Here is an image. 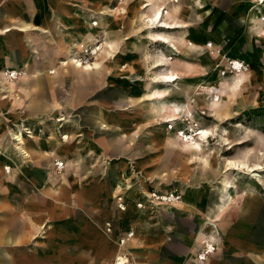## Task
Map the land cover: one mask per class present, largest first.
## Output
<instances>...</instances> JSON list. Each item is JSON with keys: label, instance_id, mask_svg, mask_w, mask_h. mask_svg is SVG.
Segmentation results:
<instances>
[{"label": "rangeland", "instance_id": "obj_1", "mask_svg": "<svg viewBox=\"0 0 264 264\" xmlns=\"http://www.w3.org/2000/svg\"><path fill=\"white\" fill-rule=\"evenodd\" d=\"M59 1L69 6L78 15L71 18L72 22L78 25L81 21H84L85 29L92 31L96 39L92 43H88L86 40L79 42L77 50H75L76 59L82 64L95 62L96 55L92 54V48L94 45L97 47L101 46L97 60L99 61V70L101 72L98 74L96 73L97 70H91L97 67L98 63H94L91 69H87L90 70L88 72L79 70L81 68H75L70 62L67 63L68 59L61 63L68 45L72 43L74 38L63 43L56 41L48 43L55 48H57L58 44L63 47L61 53L57 54L55 69L48 71L47 75L57 78V81L62 77L65 79L66 83L62 85L58 94L66 97L69 102H72V105L59 108L57 107L59 101L53 100L52 104L54 106L52 105L53 107L50 110L33 113L29 110L27 97V95L34 93V89L27 85L29 79H32V74L27 73L24 75V72L29 63L40 59L39 55L36 51L31 50L30 45L32 44L30 42L17 40V36L13 34L17 33L15 29H9L3 34L0 33V49L5 54H9L10 57L14 55L15 60L20 55V59H18L20 62L17 64L13 59V66L7 68L6 72L2 74L3 79L6 81L5 83L8 85L13 83L19 96L15 100L8 98L9 95L5 91L2 93L1 97L3 99H0V149H5L9 141L11 146L13 145L17 149L18 143L11 137L13 132L15 135L21 134L24 144L28 147L33 146L38 148L40 152H48L50 154L44 158L37 156L26 161L22 160L19 161V164L18 160H16L14 168L19 170L22 176L21 181L27 182V172L34 173V176L38 178L40 177L38 174L42 173V171H47L51 179H55L56 176L65 174L64 161L67 160L69 163L72 162L71 164H74L73 167L68 169L66 174L68 185H66V190L68 193L81 192L84 187H87L86 191L89 189L98 190L101 185L98 186L97 178L107 177L108 175L107 169H103L100 164L102 150L97 145L102 133L100 130L90 129L86 121L89 118L90 111L104 110L106 112L107 110H114L115 112L113 113L116 114V119L125 121L128 129L140 131L135 134V142L137 141L138 143L147 131L149 133L152 131L153 134L162 139L165 147L155 151L148 160L150 163L163 161L164 164L168 165L170 174L172 173L171 180L168 181L167 179V184L164 183L163 186H160L161 188L165 190L172 188L180 194L181 188L189 189L190 191H206L207 194H205L207 196L201 195L199 202L201 204H210L215 195L213 189L222 177L226 179L228 188L233 187L235 191L243 196L250 193L255 195L254 205L248 207L245 214L229 210L224 218L225 220L216 223L219 232L218 246L207 256L206 263L209 264L213 257L222 256L225 259L232 260L233 264L240 262L264 264V39H259L258 36L252 35L250 25H246L245 13L249 0H179L182 11L177 16V20H182L181 23H183L185 20L182 18L184 17L189 20L190 24L188 25L190 26L185 27L187 22H184V25L179 27L181 24L178 23V26L174 25L177 27L165 29L163 32L178 38V36H182L183 30L175 29L185 27V39L186 41L189 40L190 44L187 41L186 44L188 46L185 44V47L178 48L180 56H176L173 53L174 49L169 44V46H166L167 43L154 39L153 36L148 34L147 23L142 20L141 14L149 8L140 11L138 3L141 0H138L137 4L134 3L138 9L136 10V19L138 20L131 25V28L124 25L123 18L125 13L122 12L127 8V4L132 3L133 0ZM152 2L157 1L152 0ZM101 3L111 5L114 8V11L108 15L109 17L104 16L106 21L112 23L111 20L115 17V22L116 24L118 23L116 30L121 34V37L124 36L125 30L128 32L125 37L117 42L115 53L109 48L108 41L104 39L105 32L99 26V20L95 19L98 14L97 11L102 6ZM134 5L132 4L128 9L135 7ZM122 8L124 9L123 11ZM128 9L127 12H129ZM148 13L150 14L151 12L148 11ZM203 19L206 20L203 21ZM141 26L143 29H140ZM152 30L154 33H158L161 29L155 27ZM101 35L103 36L101 37ZM191 42L195 44L204 43V46L201 50L197 49L194 54H188L187 48L192 46ZM209 45H212L211 49L208 47ZM105 47L110 51V56L104 53L107 52ZM164 55L167 62H170L171 59L182 60L181 58L185 57L191 60V63L202 67L201 83L197 84L193 88V93L189 94V103H187V100H180V102H173L176 105H172L166 104L167 102L163 99H155L153 97L152 91L154 92L156 88L152 85L153 77L161 71L164 72V66L167 64L152 68V60L159 59ZM111 56L113 57L111 58ZM232 62H237L240 67L238 69H230ZM24 64L26 67H24ZM3 67L4 65H0V69H3ZM82 68L86 69V67ZM243 74H245L246 79L242 77ZM217 77L223 79L224 85L214 83L213 79ZM187 82L190 85L195 81L179 80L174 84L186 89ZM156 83L158 84V89L162 90L161 83ZM139 85L143 92V98L146 96L144 98L145 101L143 100L141 104L133 105L129 97L132 96ZM213 85L216 87L215 90L211 88ZM120 92L125 94V98L119 101L116 98H118V93ZM181 93L183 96H187L185 91ZM5 95L8 96L4 98ZM179 95V93L170 92L166 95V98L176 99ZM114 99H116V104L112 101ZM212 99H214V102ZM75 101L79 102V104L74 105L73 102ZM215 101L219 102L220 105L215 106ZM98 103L100 106H97ZM213 103L214 105H212ZM187 108L191 110H189L190 114L188 116L185 114L182 118L180 113L184 115L183 111ZM154 112L158 116L163 115L160 119L162 123H159V120H152ZM168 114H175L177 120L168 121L170 119L167 116ZM131 116L133 119L129 118ZM171 123H175V126L171 125ZM171 126L173 127L171 128ZM201 130L211 131L210 135L202 139L198 133ZM182 132L187 137L189 136L187 141L181 140L180 134ZM154 137L152 136L147 140L156 139ZM90 142L97 151L88 152L86 155V150L90 149L87 143ZM194 143H198L199 148H201L198 153L204 152L199 156H203L205 159L203 157L199 159L210 163L212 177L199 174L191 164L185 162L184 157L176 150L182 149L194 152L195 150L192 148ZM11 148L9 147V149ZM20 154L23 155L21 152ZM132 160V162H137L138 159ZM1 161L2 159H0ZM127 162L130 163L131 161ZM33 163L38 165H33ZM58 163H62L63 168H59L57 166ZM9 165H11V162H9ZM131 170H133L131 173L134 174L135 168ZM177 170L180 172L179 176L176 175L178 173ZM141 174L137 173L134 179L137 177L142 179L143 176ZM128 178L130 177L123 179L126 181ZM184 178H190L193 182L197 179V184H189L188 180L184 182ZM129 180L134 183L131 178ZM154 181L156 182V179H153L152 182L154 183ZM117 185H113L115 186L113 191L115 193L123 189L121 184ZM203 185L208 186L203 188ZM111 187H103L104 199L101 201L99 208L103 214H109L112 217V224L114 222L115 225L118 223L117 230L119 233L115 236L113 235V230L111 234H105L103 230H98L95 233L92 228L89 229L93 225L90 222L98 221L99 218H90L86 220V223L75 224L76 218L71 213L73 210H78L79 203L75 200L66 201L64 199L61 203L59 201H52L51 203L53 211H58L57 207L60 204L64 208L67 207L66 209L69 210L66 214L68 218L58 219L53 216L50 220L44 219V211L48 207L44 208L42 204L40 205L38 197L34 195L36 192L34 188L27 186L23 193H27L30 190L32 197L28 202L20 201L21 208L30 209V211L34 212V216H41L39 221H46L41 226L35 240H53L56 234H59L57 225L59 222L64 221L68 223V237L73 242L72 245H77L78 247H84L81 245L84 243L90 245L91 243H96L98 245L103 240L104 243L103 241L101 242V248L95 253V256L99 258V264H112L117 255L116 239L118 237L129 231H132L134 235L138 234L137 236L141 239L159 236L160 232L154 230L160 221L157 218L158 215L155 216L156 212L159 211V207L149 210L147 208L139 209L135 205L136 211L149 210L146 213L148 214L147 216L142 218L141 221H136V219L123 213L126 208L124 211H120L117 208L120 211L118 212L110 203L108 193L112 190ZM100 188L102 189V187ZM145 192V190H140L135 200L137 197L141 198ZM227 194L232 196L233 191L229 190ZM117 196L123 197L124 195L118 192ZM181 200L184 201L185 197H182ZM161 214L163 222L182 223L183 226L181 225L180 232L186 239L181 241L180 257L182 260L180 264H192L194 253H191V250L196 246L194 245V233L200 227H203L205 234H208L209 231V227L202 224L204 221L203 212H197L196 210L188 212L183 209H176L174 214L175 216L178 215L173 218L165 214V210L160 212L159 217ZM72 215L73 217H70ZM136 222H141L140 231H138V228L135 230L136 234L133 228L126 231L128 227L136 224ZM190 240L191 242H189ZM129 244L125 251L128 264H138L140 261L138 254L141 253L137 248L130 247ZM82 251L75 249L73 246V249H69L68 253L77 255V253L82 254ZM84 252L88 256L91 251L88 252V249H85L83 254Z\"/></svg>", "mask_w": 264, "mask_h": 264}, {"label": "crops", "instance_id": "obj_2", "mask_svg": "<svg viewBox=\"0 0 264 264\" xmlns=\"http://www.w3.org/2000/svg\"><path fill=\"white\" fill-rule=\"evenodd\" d=\"M131 1V0H130ZM136 0H133L132 3L127 4V8L125 10L122 8V13H125L123 18V23L128 28H131V25L136 23L138 19L135 17L137 16V12H134L137 9V6L134 5ZM109 2V1H108ZM143 3V0H141ZM140 2V3H141ZM139 3V4H140ZM249 4L246 7V15H245V21L246 25L249 26L250 18L248 14H250L252 8L250 9V5H252V0H249ZM134 5L135 7H131L133 9H128L131 5ZM171 5L169 2L163 3V7H167ZM101 8L97 11L98 14L95 17V19L99 20V26L102 27V30L105 32L104 39L105 41H108L109 48L113 50L115 53L117 50L116 44L118 41H120L123 37H125L128 32L125 30L124 36L121 37V34L117 32L116 27L117 24L115 22V17L110 21H106V17L109 14H111L114 11L113 6L107 5L105 3H101ZM141 5V4H140ZM139 5V10L142 11ZM127 9L129 12H127ZM150 11V8L146 10V12ZM128 13H130L128 15ZM132 13V14H131ZM135 15L134 18H132V15ZM260 14H264V12H260ZM78 16L76 13L73 12V10L67 6L66 4L62 3L59 0H0V33L3 34L9 29H15L17 33L15 36H17V40L21 41H28L30 42L31 50H34L39 55L38 61H32L27 65V69L24 72V75L32 74V79H29L28 86L32 87L34 89L33 94L27 95L28 97V105L29 110L33 113H36L38 111H46L47 109L50 110L54 105L52 104V101H59L58 106L59 108H64L65 106L72 105V102H69V100L66 97H62L60 94H58L62 87V85H65L66 81L62 77L60 80L57 81V78L48 76V71H52V69H55V63H57V54L61 53V49H63L62 45L58 44L57 48H55L53 45H49L48 43L51 42H59L63 43L64 41H68L72 38L74 40L72 43L68 45V48L66 50V53H64V59L61 61L63 63L72 53L77 50V45L79 42H82L83 40H86L88 43H92L95 41L94 34L92 31L85 29V23L84 21H81L78 25L74 24L71 20V18ZM244 16V14H243ZM102 17V18H101ZM109 17V16H108ZM184 22L187 24L186 26H190L188 24L189 20L184 18ZM206 19H203V21ZM195 21V20H194ZM177 22L183 26L184 22L178 21ZM249 24H248V23ZM143 23V22H141ZM140 25V23H139ZM176 28L175 30H183L182 36L185 34L184 28ZM250 27V26H249ZM248 27V28H249ZM140 29H143L141 26ZM251 29V27H250ZM107 32V33H106ZM251 34L253 35L254 32ZM186 35V34H185ZM103 35H101L102 37ZM254 36H257L254 34ZM120 37V38H119ZM181 37V36H178ZM261 37V38H260ZM258 36L259 39L264 38V36ZM189 41V40H187ZM46 42V43H43ZM190 43V41L188 42ZM206 43V42H205ZM174 48L179 47H185V46H178V44L173 43H167L166 46L169 45ZM191 47L187 48V53L194 54L197 49H202L204 46L203 44H195L194 42H191ZM107 50V47H105ZM196 49V50H195ZM179 50V49H178ZM194 51V52H193ZM110 51L107 50V52H104L107 56ZM113 53V54H114ZM173 54V53H172ZM14 55L9 56V54H5L0 49V65H4L3 68L7 69L9 67L13 66V57ZM190 56V55H189ZM20 55H18L17 60H15V63H19L20 61L18 59ZM165 55L161 56L159 59L156 58L152 60V68L159 67V65H164L165 68H168V63L165 61ZM11 58V59H10ZM110 58V57H109ZM112 58V56H111ZM100 59V58H99ZM98 60V56L96 57L95 63H98L97 67L94 68V70H97L96 73H100V64ZM10 65V66H9ZM155 65V66H154ZM24 67L26 65L24 64ZM164 68V69H165ZM2 70L0 69V99H3L1 96L3 95V90L1 89L3 84L6 82L2 75ZM84 72H88L90 70H84L79 69ZM93 70V69H92ZM208 70V69H207ZM162 72V71H161ZM160 72V73H161ZM54 73V72H53ZM204 76V75H203ZM202 76V77H203ZM200 77H194L193 80L199 79ZM204 78V77H203ZM205 82V79H204ZM185 83V82H184ZM181 83V84H184ZM7 87H11L14 91L13 95H9L8 98H13L16 100L18 98V92L15 88V86L12 84H7ZM187 86L189 83H186ZM11 85V86H10ZM139 87V88H138ZM140 85L136 88L138 89V92H140ZM136 89V90H137ZM136 90L130 96V100L133 103V105L141 104L143 100L145 101V97L141 100L138 99L135 95ZM148 92V91H147ZM187 94V103H189ZM128 97V96H127ZM125 98V94L120 92L118 93L117 100H122ZM153 98V97H152ZM116 99L112 100L116 104ZM76 100V99H75ZM173 102H180V101H173ZM173 102H167L166 104H172ZM119 103V102H118ZM74 105H78L79 102L75 101L73 102ZM150 104V103H149ZM53 105V106H52ZM122 105V104H120ZM176 105V104H175ZM97 106H100L98 103ZM119 106V104H118ZM187 110L183 111L184 115L180 113V116H185ZM191 111V110H190ZM114 110H107L106 112L103 110L93 111L89 112V118H87V125L92 130L101 131V139L97 142V145L99 146V149L102 150L101 152V166L103 169H107V177H101L97 178L98 182V190H87V187L83 188V191H75L73 193L67 192V181H66V174L68 172V169L73 167L74 164L69 163L67 160L64 161V168H65V174H60L56 176L55 179H51L49 176V173L47 171H42L40 174H38V178L34 176V173H28L27 172V182L21 181L22 176L17 168H14V164L16 163V160L19 161L22 160H28L32 157H47L50 154L48 152H40L38 148L36 147H28L24 144L25 148V155H21L19 151L14 149V146L9 141V144L5 146V149H0V159L2 161L0 162V264H99V258L95 256V253L101 248V242L96 245L91 243L90 244H81L84 247H78L77 245H72V241L69 240L68 237V223L61 221L57 225L59 228V234H56L55 238L53 240H35L36 235L39 233V230L41 226L46 221H39L40 217L34 216L32 211L30 209L21 208L20 201H30L32 197V193L29 190L27 193H23V190L27 189V186L29 188H34V195L38 197V202L42 206L48 207L46 211H44L43 217L44 219H52V217H56L58 219H62L64 217L68 218L67 210L64 208L61 204L57 207L58 211H53L52 209V201L56 202H62L64 199L66 201H77L78 204V210H73L71 213L75 216L76 221L75 224H81L86 223V220L90 218H99L98 221L90 222L92 223V230L97 233L98 230L102 231L104 223L109 221L112 224V217L109 214H103L101 212L100 204L101 201L104 199V189L105 186H112V190H110V193H108V200L110 203H112L113 207L120 212L116 207V201L115 197L117 196L118 192L123 193L124 202L126 205L125 213L126 215L131 216L132 218L136 219V221H141L142 218L147 216L149 210L145 211H136L135 209V203L138 200H135V197L139 195L138 193L140 190L146 191H152V190H159L161 192H167L170 190H173L172 188H169L168 190H165L164 188H161L160 186H163L164 183L167 184L168 181L172 178V173L169 172L168 165L164 164L163 161H157V162H148L150 159V156L155 153V151L163 149L164 143L161 138L157 137V135L153 134L152 131H147V133L143 134V138H141L140 141L135 142V134L136 130H131L127 128V124L124 121L117 120L116 114L113 113ZM87 116V117H88ZM168 118H176L175 114H168ZM163 117L161 114L160 116L157 115V113L154 112L153 115V121L159 120V123H162L160 119ZM133 119V117H129ZM183 118V117H182ZM146 122V121H144ZM157 123V122H155ZM144 124V123H143ZM142 124V125H143ZM171 125L175 126V123H171ZM178 125V124H177ZM176 125V126H177ZM138 131L137 133H139ZM142 133V132H141ZM9 134V133H8ZM151 134V135H149ZM152 136H155L156 139H150ZM68 138V136H67ZM137 143V144H136ZM10 145V146H9ZM87 146L90 147V149L86 150L87 153L96 152L97 149L94 147L93 144L87 143ZM160 148V149H159ZM179 151V153L184 157L185 162L191 164L198 172L199 174L206 176V177H212L213 174L211 172V167L209 162L201 161L199 158H202L199 156L202 153H194L190 152L188 150H182V149H176ZM47 155V156H46ZM204 158V157H203ZM132 159H138L137 162H132ZM205 159V158H204ZM13 161V162H12ZM127 161H131L128 163ZM9 162H11V165H9ZM15 162V163H14ZM206 164V165H205ZM33 165H38L37 163H33ZM10 168L11 172H10ZM135 168V173L132 174L131 172ZM178 171V170H177ZM137 173H142L143 180L141 178L134 179V176L137 175ZM122 174V177H121ZM177 176L180 175V172L176 173ZM124 176V177H123ZM125 177H130L134 183H131L129 180L130 178L126 179V181L123 179ZM189 177V176H188ZM40 178V180H39ZM170 178V179H169ZM153 179H156V182H152ZM184 182L188 180L189 184H197L196 180L193 182L191 179L184 178ZM226 179H223L222 177L220 180L216 183V186L214 187L213 191L215 193L214 198L210 202L209 206L207 207V203L201 204L199 202L200 196H207L206 191H190L189 189L181 188V198L185 197V200L180 202L178 205H168V206H161L159 207L160 212H164L165 214H168V216H172L173 218L175 216L174 211L177 210H185V211H194L197 212H203L204 221L203 225H207L209 227L208 234H205L203 231V227H200L196 230L194 233V245H196L194 248H192L191 253H194V259L193 264L195 262L196 254L205 249L207 246L213 247L214 249L218 246V236L219 232L216 226V223L222 222L225 219V216L229 212V210H233L237 213H244L247 211L246 209L248 207H251L255 203V195L253 193L247 194L246 196L239 194L237 191L233 189V187L228 188V183L225 181ZM148 181V182H147ZM101 182V183H100ZM100 183V184H99ZM137 183V184H136ZM118 184L119 186L123 187L120 191L117 193L113 192L115 189V186L113 185ZM127 184V185H126ZM131 184V185H130ZM67 185V186H66ZM96 185V183H95ZM125 186H130L129 188ZM193 186V185H191ZM208 186V185H207ZM206 185L202 186L203 188L207 187ZM102 187V189L100 188ZM168 187V186H167ZM196 188V187H192ZM163 189V190H162ZM229 190L233 191V195L231 198H228L227 192ZM206 193V194H205ZM205 198V197H204ZM206 200V199H205ZM156 212L155 216L158 215L157 218H159V224L157 227L154 228L155 231L160 232V235L156 238H140L137 235H134L130 242V247H135L137 250L141 253L138 254L140 257V261L138 264H180L181 262V248L182 239H186L184 236H182V233L180 232L182 223H166L163 222L162 214L160 215V212ZM168 211V212H167ZM221 212V213H220ZM70 213V214H71ZM151 213V212H150ZM40 214V213H39ZM36 214V215H39ZM152 214V213H151ZM70 216V217H73ZM178 215V214H177ZM176 215V216H177ZM175 216V217H176ZM193 220V219H192ZM197 222V221H196ZM113 225V235L115 236L118 232L117 227L118 223L115 225V222ZM115 225V226H114ZM141 225V222H136V224H133L132 226L128 227L126 229H134L138 231ZM177 225V226H175ZM94 226V227H93ZM137 226V227H136ZM183 226V225H182ZM136 234V231H135ZM93 242V240H92ZM191 242V240L189 241ZM104 243V241H103ZM93 244V245H92ZM73 246L77 250H85L88 249V252H90V255L87 256V254L82 251V254L77 253L76 254H69L68 250L73 249ZM58 251V252H57ZM212 253V252H211ZM210 253V254H211ZM209 255V254H208ZM111 257V256H110ZM108 257V258H110ZM205 264L206 261H205ZM209 264H233V261L225 259L224 257H213L209 261ZM237 264V263H236ZM238 264H249V263H238Z\"/></svg>", "mask_w": 264, "mask_h": 264}, {"label": "bare ground", "instance_id": "obj_3", "mask_svg": "<svg viewBox=\"0 0 264 264\" xmlns=\"http://www.w3.org/2000/svg\"><path fill=\"white\" fill-rule=\"evenodd\" d=\"M157 2H152V0H143L142 7L141 9H146V8H150V14L148 12H142L141 14V18L143 21H145L147 23V32L148 34H150L151 36H153L154 39H158L161 40L163 43H175L178 44V46H184L187 41H186V35L175 38L174 36H171L170 34H166L165 29H173L174 27H177L178 22H177V16L180 14V12L182 11V6L179 4V0H155ZM165 2H169L171 5L167 7H163V3ZM182 4V2H181ZM249 4V3H248ZM250 9L252 8L250 14H248L249 18H250V27L252 29V31L254 32L255 35L257 36H264V14H260V12H264V0H252V5H250ZM133 9V8H131ZM136 12V11H134ZM132 14V13H131ZM135 15L133 13L132 18H134ZM102 18V17H101ZM136 18V17H135ZM138 18H140L138 16ZM184 19V17L182 18ZM144 22V24H145ZM96 24V22H95ZM177 25V26H174ZM160 28L161 30L157 33H154L152 29L154 28ZM180 27V26H179ZM154 33V34H153ZM253 34V35H254ZM255 38V37H253ZM261 38V37H260ZM152 39V38H151ZM256 39V38H255ZM264 39V38H262ZM96 40V39H95ZM259 40V39H257ZM157 41V40H156ZM95 42V41H94ZM190 44V43H189ZM80 45V44H79ZM187 45V44H186ZM78 46V45H77ZM188 46V45H187ZM210 49L212 48V45L208 46ZM101 46L97 47L96 45H94V47L92 48V54L96 55V57L98 56V52L100 50ZM180 48V47H179ZM187 48V47H186ZM196 50V49H195ZM106 51V50H105ZM174 54H176V56H180V52L177 48H174L173 50ZM204 51V50H203ZM194 52V51H193ZM72 53V52H71ZM186 53V52H185ZM110 56V55H109ZM76 52H74L72 55L70 54V56L67 58L68 62H70L75 68H81L82 67H86V69H91L92 66L94 65V61L89 64L87 62H85V64L80 63L79 60L76 59ZM95 57V59H96ZM113 57V56H112ZM181 58V57H180ZM182 60H172L170 62H167V60H165L168 63V68L163 69L164 72L156 74L153 78V83L152 85L155 88L154 92L152 91V95L155 99H163L166 102H173V101H180V100H187L185 96L182 95V91H185L187 94H191L193 93V88H195L197 86V84L201 83L200 80L201 78H199V80H194L195 82L193 84H190L187 86L186 89H182L179 86H177L178 84H174L179 80H193L194 77L198 76L200 77L202 75V67L200 65H197L195 63H191L189 59L187 58H181ZM97 64V63H96ZM166 64V63H165ZM164 64V65H165ZM10 66V65H9ZM96 66V65H95ZM155 66V65H154ZM165 67V66H164ZM240 66L239 64L236 62H232L230 64V69H238ZM96 68V67H95ZM155 68V67H154ZM4 70H2V74H4L6 72V69L3 68ZM119 69V68H118ZM92 70V69H91ZM94 70V69H93ZM51 71V70H50ZM1 74V73H0ZM223 76V75H222ZM239 77V76H238ZM241 77V76H240ZM244 79L245 78V74H243L242 76ZM242 78V79H243ZM233 79V78H232ZM214 83H219L220 85H224V81L223 79H220L219 77L214 78ZM232 81V80H230ZM229 81V82H230ZM156 82H160L161 86H162V90L158 89V84ZM12 83V82H11ZM10 84V83H9ZM203 85V84H202ZM230 85V84H229ZM228 85V87H229ZM244 85V84H243ZM11 86V85H10ZM226 86V85H225ZM236 86V85H235ZM227 87V86H226ZM234 87V86H232ZM237 87V86H236ZM139 88V87H138ZM212 89H216V87H211ZM3 91H5L8 95L12 94L14 91L13 89L10 87H7V85L4 83L2 88ZM137 89V88H136ZM135 89V90H136ZM157 90V91H156ZM234 90V89H233ZM140 92H138V89L136 90V92H138V94L136 93V97L138 99H143V92L141 90L140 87ZM170 92H174V93H179L180 95L178 96V98L176 99H167L166 95ZM204 92V91H203ZM8 95H5L4 98H6ZM13 95V94H12ZM213 95V94H212ZM189 96V95H188ZM11 98V97H10ZM14 98V97H13ZM214 98V97H213ZM218 98V97H216ZM215 98V99H216ZM214 102V99H212ZM217 100V99H216ZM218 101V100H217ZM222 101V100H221ZM157 102V101H156ZM211 102V101H210ZM216 102V101H215ZM163 103V102H161ZM176 104V103H175ZM211 105V104H210ZM214 105V103L212 104ZM220 103L216 102L215 106H219ZM177 108V107H176ZM213 109V108H212ZM189 110H187L186 112V116H188ZM191 117V116H190ZM177 118L172 117L171 119H169L168 121H176ZM180 121V119H179ZM173 126H171L172 128ZM167 129V128H166ZM170 129V128H169ZM211 132V131H210ZM210 132L208 130H201L199 133V135L202 137V139H205L208 137V135H210ZM180 133V132H179ZM181 135V140H186L188 139L187 135L184 134L183 132L180 134ZM179 136V135H178ZM198 136V135H197ZM11 137L14 141H16L18 143V147L17 149L19 150V152H21L23 155H25V148L24 146V140L21 138V134H13V132L11 133ZM195 137V136H194ZM180 139V138H179ZM196 139V138H195ZM201 140V139H200ZM198 141V140H197ZM204 141V140H203ZM13 143V142H12ZM189 143V142H188ZM187 143V144H188ZM182 144V143H181ZM16 146V145H15ZM12 147V146H11ZM199 144L198 143H194V147L193 150H195L194 152H200L199 148ZM15 149V148H14ZM16 149V150H17ZM189 149V148H188ZM17 150V151H18ZM241 163V162H240ZM206 165V164H205ZM248 168V167H247ZM248 171V170H247ZM228 198H231V195H228ZM181 202V201H180ZM180 202L172 204V205H178L180 204ZM170 205V206H172ZM221 213V212H220ZM214 248L213 247H209L207 246L205 249L199 251L196 254L195 257V262L194 264H205L206 261V257L208 254H210L211 252H213ZM120 262H123V258L119 259ZM120 264V263H118Z\"/></svg>", "mask_w": 264, "mask_h": 264}, {"label": "built area", "instance_id": "obj_4", "mask_svg": "<svg viewBox=\"0 0 264 264\" xmlns=\"http://www.w3.org/2000/svg\"><path fill=\"white\" fill-rule=\"evenodd\" d=\"M57 166L59 168H63L62 163H58ZM116 207L120 211H124L126 208V205L124 203V199L122 196H116ZM181 201V194L177 191H170V192H161L159 190H152L148 193H143L141 198H138L137 202L135 203L136 207L139 209L147 208L149 210L158 208L161 206H168L175 203H178ZM103 231L105 234H111L113 230V225L111 222L107 221L104 223ZM134 233L132 231L127 232L121 237H118L116 239V245H117V255L114 258V261L112 264H128V260L125 257V251L128 247V244L131 242V239L133 238ZM208 256V255H207ZM123 258V262H120L119 259ZM207 259V257H206ZM193 264V262H192Z\"/></svg>", "mask_w": 264, "mask_h": 264}]
</instances>
